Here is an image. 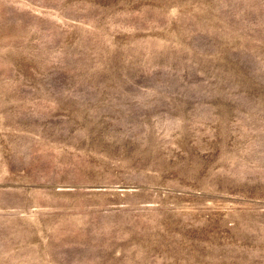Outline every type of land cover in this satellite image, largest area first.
Instances as JSON below:
<instances>
[{"label":"rangeland","instance_id":"374dc122","mask_svg":"<svg viewBox=\"0 0 264 264\" xmlns=\"http://www.w3.org/2000/svg\"><path fill=\"white\" fill-rule=\"evenodd\" d=\"M0 264H264V0H0Z\"/></svg>","mask_w":264,"mask_h":264}]
</instances>
